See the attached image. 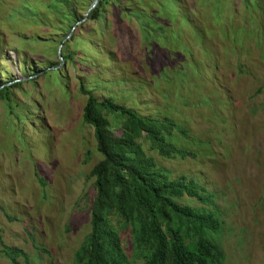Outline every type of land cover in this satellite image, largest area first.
<instances>
[{"label":"rangeland","instance_id":"1","mask_svg":"<svg viewBox=\"0 0 264 264\" xmlns=\"http://www.w3.org/2000/svg\"><path fill=\"white\" fill-rule=\"evenodd\" d=\"M170 1L111 0L89 20L80 0L72 27L43 0H0V88L22 81L0 98V247L25 253L19 264H75L88 231L100 156L78 78L183 129L191 155L164 165L211 194L224 264H264V0ZM48 68L61 72L26 83Z\"/></svg>","mask_w":264,"mask_h":264},{"label":"trees","instance_id":"2","mask_svg":"<svg viewBox=\"0 0 264 264\" xmlns=\"http://www.w3.org/2000/svg\"><path fill=\"white\" fill-rule=\"evenodd\" d=\"M108 1L98 0L87 19H98ZM39 9L73 20L72 27L82 19L80 0H43ZM64 45L60 42L61 48ZM72 56L65 53L62 58L73 63ZM59 72L40 70L25 81L30 84L36 76L56 78ZM21 82L1 87L0 98L8 99L9 90ZM77 82V91L85 97L81 120L92 129L100 159L88 173L93 191L88 231L73 253L74 263L224 264L216 242L221 221L211 194L194 178L173 177L164 165L191 155L176 146L183 129L171 121L139 115L110 98L97 99L81 78ZM37 180L43 185L41 177ZM0 255L9 264L26 260L25 253L13 247L1 246Z\"/></svg>","mask_w":264,"mask_h":264},{"label":"water","instance_id":"3","mask_svg":"<svg viewBox=\"0 0 264 264\" xmlns=\"http://www.w3.org/2000/svg\"><path fill=\"white\" fill-rule=\"evenodd\" d=\"M97 2H98V0H92L91 4L89 5V7L87 8V10H86V12L84 14V17H86L87 13L95 7Z\"/></svg>","mask_w":264,"mask_h":264}]
</instances>
